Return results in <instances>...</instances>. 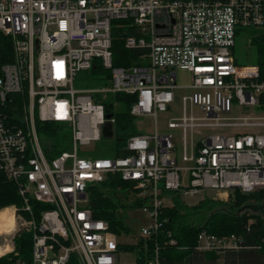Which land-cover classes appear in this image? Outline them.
<instances>
[{
    "label": "built area",
    "instance_id": "2783aa9c",
    "mask_svg": "<svg viewBox=\"0 0 264 264\" xmlns=\"http://www.w3.org/2000/svg\"><path fill=\"white\" fill-rule=\"evenodd\" d=\"M251 27L264 34V0H0V32L12 46L11 61L0 63V174L23 199L0 256L18 255L15 237L30 232L31 258L14 264H69L73 257L77 264H120L118 234L94 216L89 200L90 186L110 174L151 212L145 248L159 212L177 197L228 201L237 189H264V80L258 64H239L235 56L237 36ZM117 28L127 32L126 48L141 51L139 63L114 65ZM92 69L107 83L76 88L78 74ZM178 69L192 76L191 92L181 98ZM121 93L134 97L131 114L151 119L154 130L137 128L124 140L126 154L116 156V116L106 102ZM177 103L182 115L160 130V114ZM118 106L113 101V110ZM37 119L69 130L72 148L44 143ZM111 138L112 156L100 157L92 144ZM241 244L237 234L204 229L196 248L221 252ZM148 264H162L158 248Z\"/></svg>",
    "mask_w": 264,
    "mask_h": 264
},
{
    "label": "trees",
    "instance_id": "16d2710c",
    "mask_svg": "<svg viewBox=\"0 0 264 264\" xmlns=\"http://www.w3.org/2000/svg\"><path fill=\"white\" fill-rule=\"evenodd\" d=\"M127 32L123 28L113 31V62L115 66H129L139 63L141 51L125 47ZM256 47L254 64L261 69V78L264 80V34L253 40ZM11 39L0 32V63L11 61ZM238 62V61H237ZM96 72V69H92ZM108 79L110 73L104 71ZM27 99L26 96H24ZM119 102V107L113 110V101ZM134 97L127 94L110 95L106 102L107 112L116 116L115 135L117 140L116 156H124L122 150L124 140L139 133L135 117L131 114ZM264 109V95L261 97ZM36 127L42 136H55L62 125L47 121L36 120ZM44 143L47 140L42 138ZM53 147L55 145L53 144ZM59 151L57 149H54ZM123 184L118 174H110L104 181L94 184L89 188V200L94 216L106 220L117 234L129 232L122 217L118 215L120 199L117 196V186ZM38 213V205L31 201ZM23 199L19 194L18 185L3 174H0V210L9 206L20 207ZM142 200H136L133 205H144ZM252 209V210H250ZM264 189L253 192L235 190L229 202L203 198L195 204L189 205L179 197L173 206L162 208L159 212L160 226L155 234L147 241L136 244L120 246L122 251L136 252L134 264H148L158 248L162 264H264ZM207 230L218 236L237 234L242 237L241 247L225 251H200L198 250V234ZM175 240L176 244H172ZM18 255L5 254L0 256V264H14L15 260L22 257L27 260L32 254V234L22 232L15 237ZM69 264H77L73 257Z\"/></svg>",
    "mask_w": 264,
    "mask_h": 264
},
{
    "label": "rangeland",
    "instance_id": "374dc122",
    "mask_svg": "<svg viewBox=\"0 0 264 264\" xmlns=\"http://www.w3.org/2000/svg\"><path fill=\"white\" fill-rule=\"evenodd\" d=\"M249 34L240 33L236 39V47H235V56L239 64H253L256 58V47L255 44L249 43V38L255 39L257 36L254 34L258 31V29L251 27L249 30ZM99 73L92 71H83L78 74L75 80V87L78 89H91V88H99L105 85L107 82L104 79H99ZM105 77V76H104ZM192 76L186 70L178 69L177 70V83L180 85L179 88L176 89L175 94L176 98H181L185 94H189L191 89L189 85L191 84ZM119 107V106H118ZM117 107V109H118ZM182 115V106L180 104H175L170 111L166 113H161L159 116V129L162 131L167 130L166 119L173 116H181ZM137 128L145 131L151 132L154 130L153 121L146 117H138L136 119ZM172 132V130H171ZM173 133L180 137L179 130H173ZM44 140H50L51 142L58 145L60 149L70 150L72 148V136L69 130L59 131L55 136H43ZM43 140V139H42ZM92 146L99 152H101L100 157H111L112 151L114 147V140L111 139H103L102 141H97L92 144ZM123 184H119L117 189H122ZM168 195H173L172 193H168ZM118 198L120 199V205L118 207V215L122 217L125 225L129 228V232H122L118 234L119 245H127V244H136L142 239V234L145 229H147L153 223V217L151 216V212L146 205H133L135 202V198H131L125 191L119 190L117 193ZM199 200V196L192 198L189 202H186L189 205L197 203ZM224 201V202H229ZM252 210V209H250ZM264 215V214H263ZM3 222V219L0 223ZM15 224L6 223L0 224V246L6 244L5 238L10 232H13ZM4 230L6 232H4ZM15 240V239H14ZM16 244L14 241V245L12 248H15ZM11 254V253H8ZM14 254V253H12ZM2 256V255H1ZM137 254L136 252L122 251L120 254V264H133L136 261Z\"/></svg>",
    "mask_w": 264,
    "mask_h": 264
},
{
    "label": "bare ground",
    "instance_id": "6f19581e",
    "mask_svg": "<svg viewBox=\"0 0 264 264\" xmlns=\"http://www.w3.org/2000/svg\"><path fill=\"white\" fill-rule=\"evenodd\" d=\"M3 219V222L0 223V224H6V223H12V224H15V211H14V206H9V207H6L2 210H0V222L2 221ZM14 230V228H13ZM4 232H6L4 230ZM2 249L0 248V253H2Z\"/></svg>",
    "mask_w": 264,
    "mask_h": 264
},
{
    "label": "water",
    "instance_id": "95a60500",
    "mask_svg": "<svg viewBox=\"0 0 264 264\" xmlns=\"http://www.w3.org/2000/svg\"><path fill=\"white\" fill-rule=\"evenodd\" d=\"M105 133L107 134V135H111V130H110V126L108 125L107 127H106V129H105Z\"/></svg>",
    "mask_w": 264,
    "mask_h": 264
},
{
    "label": "crops",
    "instance_id": "0c3cea01",
    "mask_svg": "<svg viewBox=\"0 0 264 264\" xmlns=\"http://www.w3.org/2000/svg\"><path fill=\"white\" fill-rule=\"evenodd\" d=\"M121 252H122V250H121ZM120 254H121V253H120ZM119 257H120V255H119ZM134 263H135V262H134ZM134 263H133V264H134Z\"/></svg>",
    "mask_w": 264,
    "mask_h": 264
},
{
    "label": "clouds",
    "instance_id": "9594fccd",
    "mask_svg": "<svg viewBox=\"0 0 264 264\" xmlns=\"http://www.w3.org/2000/svg\"><path fill=\"white\" fill-rule=\"evenodd\" d=\"M0 254H2V253H0Z\"/></svg>",
    "mask_w": 264,
    "mask_h": 264
}]
</instances>
